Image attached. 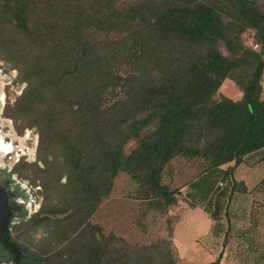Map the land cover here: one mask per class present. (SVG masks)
I'll return each instance as SVG.
<instances>
[{
    "label": "trees",
    "instance_id": "obj_1",
    "mask_svg": "<svg viewBox=\"0 0 264 264\" xmlns=\"http://www.w3.org/2000/svg\"><path fill=\"white\" fill-rule=\"evenodd\" d=\"M247 30L259 50L245 46ZM0 59L23 84L4 115L37 131L44 189L56 192L35 216L49 230L45 251L23 248L6 224L22 247L14 264L57 254L64 264H173L166 252L112 259L104 236L88 232L117 176L130 174L143 199L165 207L182 195L163 181L172 161L202 159L185 197L218 219L239 189L234 167H221L264 148L260 0H0ZM228 79L240 100L216 98Z\"/></svg>",
    "mask_w": 264,
    "mask_h": 264
},
{
    "label": "rangeland",
    "instance_id": "obj_2",
    "mask_svg": "<svg viewBox=\"0 0 264 264\" xmlns=\"http://www.w3.org/2000/svg\"><path fill=\"white\" fill-rule=\"evenodd\" d=\"M264 5V0H260ZM254 31L247 30L242 35L245 46L251 47L254 50H259L254 43ZM220 51L224 55H229L226 46L221 43ZM0 72L9 82V77L13 79L16 74L13 67L0 59ZM10 81L6 86V105L8 99L13 103L18 94L21 93L23 84L13 83ZM264 87V78H263ZM242 91L239 86L232 80L224 81L219 89L216 98L228 97L234 101L242 98ZM264 98V90H263ZM6 107V106H5ZM8 118V117H7ZM12 120L13 125L19 135L24 136L27 131H31L28 137L29 143L27 147L37 144L35 155L37 161L35 163L25 162L18 166L16 173L24 180L29 181L34 187L41 186L42 191L39 195L41 199V207L38 212L32 213L34 219L31 222L22 220L16 227L13 228V238L25 249H29L36 253H41L47 249L49 241L48 227L46 223L38 222L36 215L43 208L51 206V199L56 195V192H45V172H40L44 169L45 164L39 161V150L37 140V131L34 128L24 127L21 120ZM135 147V142L127 145L126 151L129 153ZM206 162L202 159H185L176 158L166 169L163 175V181L169 184L171 188L182 187V195L177 197V203L170 206H156L155 202L143 199L146 196L145 189L140 183L130 174L121 172L115 179L114 188L108 198L101 204L99 210L90 218L88 232L98 231L104 236V242L108 246V252L112 259H118L124 254H143L159 257L163 252L166 256L174 259L173 264H208L210 259L196 260V263L189 262V259L178 257L177 250L171 240L173 225L178 219L176 207H181L186 201L191 202V199L185 197V193L189 191L183 189V186L196 178L204 171ZM63 182L66 181V176H63ZM219 185V182L217 183ZM224 187V186H223ZM169 210L173 214H169ZM64 217V215H58ZM46 244V245H45ZM234 243L228 241L225 249L221 253L220 264H264V254H249L245 256L232 257L230 251ZM239 246V245H235ZM227 251V252H226ZM0 252L6 255V251L0 242ZM47 256V255H46ZM54 257V256H53ZM66 258V255H64ZM68 258V255H67ZM216 258V260L218 259ZM64 258L57 254L50 264H64Z\"/></svg>",
    "mask_w": 264,
    "mask_h": 264
},
{
    "label": "crops",
    "instance_id": "obj_3",
    "mask_svg": "<svg viewBox=\"0 0 264 264\" xmlns=\"http://www.w3.org/2000/svg\"><path fill=\"white\" fill-rule=\"evenodd\" d=\"M232 167L239 189L229 202L225 201L218 219L201 206H191L189 201L176 207L178 219L173 225L171 240L178 257L191 263L210 259V264L220 257L228 241L234 243L232 257L264 254V148L246 155L237 166L232 162L221 169L226 171ZM169 214L173 211L169 210Z\"/></svg>",
    "mask_w": 264,
    "mask_h": 264
},
{
    "label": "flooded vegetation",
    "instance_id": "obj_4",
    "mask_svg": "<svg viewBox=\"0 0 264 264\" xmlns=\"http://www.w3.org/2000/svg\"><path fill=\"white\" fill-rule=\"evenodd\" d=\"M4 85L0 87V187L7 195L9 217L6 224H9V230L12 233L13 228L22 220L28 222L33 220L32 213L38 212L41 207L42 197L39 193L42 189L41 186L34 187L29 181L20 178L15 171L23 160L35 163L37 155L35 152L29 153V149L25 148L23 143L24 136L18 134L12 120L4 115L7 97ZM22 147L26 151L25 154L21 153ZM0 237L2 238L1 234ZM5 251L6 255L0 252V264H14L15 257H19L22 253V247L18 255L6 249Z\"/></svg>",
    "mask_w": 264,
    "mask_h": 264
},
{
    "label": "water",
    "instance_id": "obj_5",
    "mask_svg": "<svg viewBox=\"0 0 264 264\" xmlns=\"http://www.w3.org/2000/svg\"><path fill=\"white\" fill-rule=\"evenodd\" d=\"M8 217H9V206L7 203V195L0 187V234L4 242L13 249L15 254L18 255L20 253L19 245H17L13 240H10L6 234L7 232L6 221Z\"/></svg>",
    "mask_w": 264,
    "mask_h": 264
},
{
    "label": "bare ground",
    "instance_id": "obj_6",
    "mask_svg": "<svg viewBox=\"0 0 264 264\" xmlns=\"http://www.w3.org/2000/svg\"><path fill=\"white\" fill-rule=\"evenodd\" d=\"M2 72V71H1ZM9 79H10V77H9ZM6 81H7V79H5V76L4 75H2L1 73H0V87H3V85L6 83ZM11 81V79L9 80V82ZM8 82V83H9ZM7 83V84H8ZM4 86H6V84L4 85ZM27 137V136H26ZM24 138V141H23V143L24 144H26V143H29V141H28V139H30L29 137H28V139L27 138ZM34 149H35V144L32 146V148H30L28 151H29V153H31V154H33L34 153Z\"/></svg>",
    "mask_w": 264,
    "mask_h": 264
},
{
    "label": "built area",
    "instance_id": "obj_7",
    "mask_svg": "<svg viewBox=\"0 0 264 264\" xmlns=\"http://www.w3.org/2000/svg\"><path fill=\"white\" fill-rule=\"evenodd\" d=\"M256 47H257V45H256ZM10 79H11V81L13 80L11 77H10ZM31 131H27V133L24 135V138L26 137V136H28L29 135V133H30ZM37 140H38V136H37ZM25 145V148H28V149H30V148H32V146L31 147H27V145H28V143H26V144H24ZM36 148H37V144L35 145V149H34V152L36 151ZM21 150V153H23V154H25V149H23V147L20 149ZM224 185V183L223 182H220V186H223Z\"/></svg>",
    "mask_w": 264,
    "mask_h": 264
}]
</instances>
